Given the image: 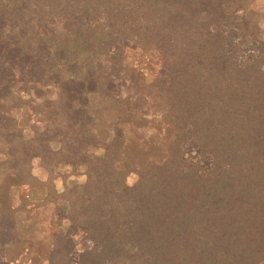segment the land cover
<instances>
[{
    "label": "trees",
    "instance_id": "16d2710c",
    "mask_svg": "<svg viewBox=\"0 0 264 264\" xmlns=\"http://www.w3.org/2000/svg\"><path fill=\"white\" fill-rule=\"evenodd\" d=\"M243 4L0 0V178L41 187L32 171L58 161L86 177L47 264H73L79 232L92 248L76 264H264V57L237 65L218 31ZM129 45L156 60L152 80L126 65ZM34 87L57 97L24 103L23 128ZM112 98L125 113L103 141ZM20 243L0 210V264Z\"/></svg>",
    "mask_w": 264,
    "mask_h": 264
},
{
    "label": "rangeland",
    "instance_id": "374dc122",
    "mask_svg": "<svg viewBox=\"0 0 264 264\" xmlns=\"http://www.w3.org/2000/svg\"><path fill=\"white\" fill-rule=\"evenodd\" d=\"M231 25L220 26V31L227 42V52L239 66L246 65L254 59L264 57V0H244L243 7L238 9ZM152 55H143L129 45L126 51L125 63L128 67H136L143 72L147 80H152L157 65ZM57 92L52 87H34L31 96L23 95L22 107L17 110L18 124L25 128L29 124V115L24 103L30 102L37 106L47 99H55ZM120 99H108L102 104V121L100 138L105 141L110 128L120 123V117L125 113ZM27 111V113H26ZM128 133L127 140L132 143L135 152V139ZM152 150L161 155V148L152 145ZM197 150L190 147L185 158L194 161ZM203 168L210 167L209 160H202ZM34 182L43 184L41 187L17 186L14 180L0 178V210L12 212L17 225V233L21 243L5 252L6 261L10 264H47V257L55 235H63L68 227L64 219L67 214L66 197L86 180L84 170L74 163L58 161L50 171L34 169ZM135 176L129 177L133 183ZM33 183V182H32ZM26 207L24 208V206ZM75 251L71 262L76 264L80 253L92 248L85 243L81 232L74 235Z\"/></svg>",
    "mask_w": 264,
    "mask_h": 264
}]
</instances>
